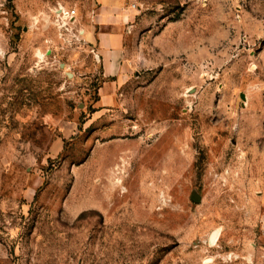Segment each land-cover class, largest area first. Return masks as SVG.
<instances>
[{
    "label": "rangeland",
    "instance_id": "1",
    "mask_svg": "<svg viewBox=\"0 0 264 264\" xmlns=\"http://www.w3.org/2000/svg\"><path fill=\"white\" fill-rule=\"evenodd\" d=\"M126 1L99 109L95 0H0V264H264V0Z\"/></svg>",
    "mask_w": 264,
    "mask_h": 264
},
{
    "label": "crops",
    "instance_id": "2",
    "mask_svg": "<svg viewBox=\"0 0 264 264\" xmlns=\"http://www.w3.org/2000/svg\"><path fill=\"white\" fill-rule=\"evenodd\" d=\"M90 9L86 13L80 8L82 16L88 15L89 20L77 22L81 24L83 38L94 50L105 79L95 107H116L118 89L131 72L127 40L133 10L126 0H95Z\"/></svg>",
    "mask_w": 264,
    "mask_h": 264
},
{
    "label": "built area",
    "instance_id": "3",
    "mask_svg": "<svg viewBox=\"0 0 264 264\" xmlns=\"http://www.w3.org/2000/svg\"><path fill=\"white\" fill-rule=\"evenodd\" d=\"M60 13L58 14L59 15V19L61 21H64V19L67 21V20H74L75 17L77 16V12L76 10H71V11H66L65 9H61L59 11Z\"/></svg>",
    "mask_w": 264,
    "mask_h": 264
},
{
    "label": "water",
    "instance_id": "4",
    "mask_svg": "<svg viewBox=\"0 0 264 264\" xmlns=\"http://www.w3.org/2000/svg\"><path fill=\"white\" fill-rule=\"evenodd\" d=\"M193 200L196 202V203H199L200 202V197L198 195H194L193 197ZM215 234L216 232L213 233L212 237H211V243H213V239L215 237Z\"/></svg>",
    "mask_w": 264,
    "mask_h": 264
},
{
    "label": "bare ground",
    "instance_id": "5",
    "mask_svg": "<svg viewBox=\"0 0 264 264\" xmlns=\"http://www.w3.org/2000/svg\"><path fill=\"white\" fill-rule=\"evenodd\" d=\"M219 236H220V231L218 230V231H216L215 237L213 239V243L215 240H217L219 238Z\"/></svg>",
    "mask_w": 264,
    "mask_h": 264
}]
</instances>
